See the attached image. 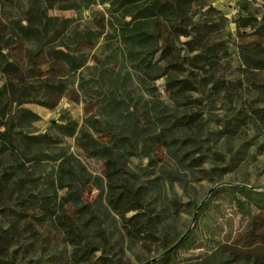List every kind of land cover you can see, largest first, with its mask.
Returning <instances> with one entry per match:
<instances>
[{"label":"trees","instance_id":"trees-1","mask_svg":"<svg viewBox=\"0 0 264 264\" xmlns=\"http://www.w3.org/2000/svg\"><path fill=\"white\" fill-rule=\"evenodd\" d=\"M78 1L36 0L24 19L0 18V264H41L34 260L44 249L39 245L52 243L53 235L65 251L70 249L67 256L62 250L50 258L56 264H130L127 250L151 245L164 251L151 264H264V243L258 242L263 235L254 219L243 235L246 246L225 243L195 259L180 260L179 250L188 251L197 236L188 232L168 252L183 237H161L162 219L148 202L153 182L135 183L127 166L140 143L151 158L150 167L159 164L152 155L153 147L161 149L157 129L173 141L176 131H207L199 114L174 116L155 104L154 84L163 78L175 105H188L194 95H201L209 106L221 102L234 112L230 121L219 124L221 137L234 140L244 130L264 137V3L239 0L234 38L227 33V14L208 0H100L109 15L107 43L117 42L131 65L128 80L133 82L135 74L142 93L149 96H141L144 111L140 102L132 104L130 93L123 96L110 88L97 100L90 97L82 126L62 115L51 126L55 135L33 132L41 116L25 105L56 110L64 98L74 101L78 93L73 79L88 63L87 53H76V47L85 41L86 50L93 52L101 38L102 32L88 30L70 40L63 35L67 24L49 15L60 5L73 9ZM19 39L28 45L23 64L9 52ZM232 46L239 61L236 69ZM234 72L238 77L228 79ZM79 89L87 96L89 83L82 80ZM118 123H123L119 130ZM66 138H74L86 158L104 164L103 177L94 176L73 154L51 153ZM200 142L196 136L182 143ZM175 157L191 170L205 163L204 156L189 158L188 152ZM49 163H57L56 169L47 171ZM90 186L99 194L87 202ZM216 194L229 197L248 217L253 210L264 214V191L235 186Z\"/></svg>","mask_w":264,"mask_h":264},{"label":"rangeland","instance_id":"rangeland-1","mask_svg":"<svg viewBox=\"0 0 264 264\" xmlns=\"http://www.w3.org/2000/svg\"><path fill=\"white\" fill-rule=\"evenodd\" d=\"M36 0H0V18L24 19L25 14ZM212 3L213 0H208ZM79 5L73 9H61L60 6L49 12L50 16L57 17L60 23L67 24L65 36L70 40L77 35V32L91 30L102 32L101 38L93 52L86 50L85 41H81L76 47V53H87L88 63L86 67L74 77V88L78 96L72 99L66 97L62 100L56 110H49L37 104L25 105L29 109L41 116V121L31 129L37 133L56 132L51 128L52 124L58 123L63 115L67 119L77 121L82 126L86 117V105L96 99L102 93L109 94V89H117L123 96L125 93L132 95V104L140 102V110L143 102L149 100V96L142 93L139 80L133 74V82L128 80V74L132 72L131 65L125 60L123 53L119 49L116 41L107 43L108 34V12L105 5L100 0H79ZM239 0H230L226 6H220L227 14L230 23L227 26V33L236 36V26L233 23L239 6ZM260 5L264 0H259ZM105 24V29L102 25ZM67 40V39H66ZM28 47L23 39L17 40L10 48L11 56L19 63L25 62V52ZM234 53L232 66L238 68L239 61L235 47H231ZM96 54V55H95ZM48 67L43 68L47 74ZM132 74V73H131ZM144 75V74H142ZM145 76V75H144ZM238 74L227 76L234 80ZM82 80L89 83V92L85 96L79 89ZM138 81V82H137ZM154 86L158 88L157 97L153 99L155 104L161 107L163 112H168L174 116H182L184 112L197 113L207 131L186 130L176 131L173 138L167 139L162 129H157L155 134L159 136V146L153 147V156L158 160V165L150 167L151 158L146 156V149L143 143L135 151V156L129 158L127 162L130 178L137 184L151 185V196L148 198L149 204L154 208L155 214L162 219L160 225L161 237L166 240L181 238L188 232H195L196 238L192 247L187 251L179 250L180 260L195 259L221 244L237 242L241 246H246L249 241L243 235L251 228V220L257 222L256 226L260 236L258 242L264 243V214L258 215V211L253 210L252 217L243 214L234 202L226 195L218 196L216 193L221 188H232L235 186H247L264 191V137H259L254 131L244 130L238 138L228 140L219 135L223 127H219L222 122L230 121L233 114L227 106L221 102H216L212 106L207 104L206 98L201 95H194L188 105H175L168 98L165 91L166 80L160 79ZM142 96V97H141ZM102 98V97H100ZM200 99L193 103L195 99ZM97 100V99H96ZM71 101V103H70ZM192 102V103H191ZM144 124V123H143ZM123 123L117 124L119 130ZM145 130H149L145 127ZM146 133V132H145ZM147 134V133H146ZM200 136L199 143H185L183 140ZM173 142V143H172ZM172 143V145H171ZM148 150V148H147ZM150 150V149H149ZM64 152L73 154L94 176L103 177L104 164L95 159L86 158L76 145L74 138H66L62 148L51 150L54 155H61ZM189 153V158L204 156V164L196 169H189L185 165L179 164L175 156H184ZM189 162V161H188ZM57 163H49L45 169L53 171ZM99 194L94 187H87L85 201L91 202ZM105 199V196H104ZM206 205L205 211L203 206ZM201 207L200 210H195ZM45 232V235H49ZM53 242L41 243L44 249L35 257L41 264H56L51 257L59 256L64 250L62 242L53 235ZM118 237L114 240L117 241ZM125 244L124 249L127 250ZM69 250H64L66 256ZM163 250L157 251L154 245L143 250L140 246L126 251V258L130 264H143L154 258H160Z\"/></svg>","mask_w":264,"mask_h":264},{"label":"water","instance_id":"water-1","mask_svg":"<svg viewBox=\"0 0 264 264\" xmlns=\"http://www.w3.org/2000/svg\"><path fill=\"white\" fill-rule=\"evenodd\" d=\"M70 103H71V101H70ZM184 237L177 244H175L168 252H172L175 248H177L179 246L180 242L184 239ZM156 261H157V258H154V259L150 260L149 262H146L145 264L155 263Z\"/></svg>","mask_w":264,"mask_h":264},{"label":"crops","instance_id":"crops-1","mask_svg":"<svg viewBox=\"0 0 264 264\" xmlns=\"http://www.w3.org/2000/svg\"><path fill=\"white\" fill-rule=\"evenodd\" d=\"M230 0H213L212 3L215 5L223 6L229 2Z\"/></svg>","mask_w":264,"mask_h":264},{"label":"built area","instance_id":"built-area-1","mask_svg":"<svg viewBox=\"0 0 264 264\" xmlns=\"http://www.w3.org/2000/svg\"><path fill=\"white\" fill-rule=\"evenodd\" d=\"M217 6H219V5H217Z\"/></svg>","mask_w":264,"mask_h":264}]
</instances>
